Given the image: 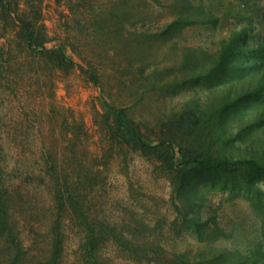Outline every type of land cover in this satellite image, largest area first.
Masks as SVG:
<instances>
[{
  "label": "trees",
  "instance_id": "16d2710c",
  "mask_svg": "<svg viewBox=\"0 0 264 264\" xmlns=\"http://www.w3.org/2000/svg\"><path fill=\"white\" fill-rule=\"evenodd\" d=\"M54 1L72 14L84 5L95 13L103 6L96 1L89 5L85 0ZM138 1L116 0L111 15L116 22L115 36L133 40L134 46L129 51L144 61L151 57L144 42L152 32L136 28V12L141 7ZM150 1L167 2L172 11L156 35L165 37L196 25L213 28L218 23L227 26L226 34L217 40L212 51L182 47L176 66H154L144 75L148 66L140 63L139 77L136 84L132 83L139 98L155 92L170 97L179 90L188 92L177 106L171 104L160 110L153 121L135 118L131 107L114 102L100 91L97 129L102 136L98 146L101 154L94 155V160L75 155L78 141L87 136V131L83 121L69 109L66 111L70 119L63 117L60 121L63 143L59 158L57 154L53 157L50 152H43L38 174L30 165L19 173L20 178L8 173L0 144V258L3 264H61L65 219L78 232V264H111L110 249L132 264H264V11L261 0H207V4L192 0ZM41 5L42 0H24L23 4L0 0V39L12 35L39 72L67 76L76 70L100 90L98 71L76 62L65 40L48 35ZM100 22L103 26L105 20ZM11 52L5 42L0 44V81L8 72ZM126 66L125 62L120 69ZM164 70H168L167 76ZM130 153L151 162L154 173L167 179L170 205L175 223L179 222V231H185L203 245L190 251L180 249L167 244L159 221L152 226L139 221L134 226H118L95 212L96 199L105 193L104 169L116 157L125 167ZM17 181L26 187L33 186V190H43L42 197L49 203L43 211L42 204L29 207L39 211V216L46 221V230L42 233L31 228L32 235L46 243L42 253L32 256L34 246L28 242L24 245L17 232L15 206L19 203L18 208L24 207L25 198L20 190L12 189ZM218 196L220 201L213 207L210 203ZM235 200L245 201L259 220L256 233L248 242H243L245 246H240L243 233L230 230L233 222L226 231L217 219L223 202ZM221 240H230L233 245L216 243Z\"/></svg>",
  "mask_w": 264,
  "mask_h": 264
},
{
  "label": "rangeland",
  "instance_id": "374dc122",
  "mask_svg": "<svg viewBox=\"0 0 264 264\" xmlns=\"http://www.w3.org/2000/svg\"><path fill=\"white\" fill-rule=\"evenodd\" d=\"M14 1L20 4L24 2ZM95 1L103 5L97 13L84 5L77 13L72 14L66 7L58 6L54 0H42L41 16L50 37L65 40L76 62L84 67L92 66L98 71L100 90L76 70L67 76L59 72L50 76L39 72L37 65H33L31 58L21 52L14 38L10 37L12 35L7 34L0 39V44L5 42L12 50L8 72L0 81V144L6 156L5 168L14 176L16 174L20 178L19 173L24 172L26 165L35 167L34 173L38 174L43 152H50L53 157L57 154L59 158L58 153L63 143L59 131L60 121L63 117L69 120L71 116L66 109L83 121L87 131V136L78 141L75 155L81 159L86 155L90 160L98 155V146L102 142L97 129L100 120L97 98L100 91L114 102L131 107L132 114L138 119L153 121L160 110L171 104L177 106L188 95L187 91L179 90L171 97L159 92L141 98L135 94L132 83L136 84L139 77L137 70L142 65L140 63H144V67L148 66L144 75L154 66H176L182 47H199L212 51L216 48L217 40L226 34L227 26L218 23L213 28L196 25L185 27L169 36L156 35L159 26L169 20L172 11L166 6L167 2L156 4L150 0H139L141 7L136 12V28L152 32L144 42L151 57L143 61L135 56L134 51H129L134 46L133 40L115 36L116 22L111 11L116 0H85V4ZM192 1L207 4V0ZM261 5L264 11V0H261ZM95 18H98L97 24ZM100 20H105L103 26V21ZM125 62L127 66L120 69V65ZM164 72L167 76L168 70ZM103 174L106 178L105 193L96 199L94 209L99 216L118 226H134L137 221L152 226L159 221L166 233L167 244L189 251L203 245L198 244L185 231H179V222L175 223L170 205V185L166 178L154 173L151 162L138 154L130 153L125 167L121 159L116 157L109 161ZM12 189L20 190L25 196L24 204L22 203L24 207L18 208V201L15 206L17 232L24 245L28 242L34 246L30 256L42 253L46 243L42 239H36L31 230L38 229L37 232L42 233L46 230V221L39 216V211H32L29 207L34 203L44 205L41 211L49 207L48 200L42 197L44 191L36 188L33 190V186L26 187L22 183L18 184V181ZM219 201V196L214 197L210 204L216 207ZM217 213L218 223L222 228L228 231L229 223L233 222L230 228L232 233L233 230L235 233H243L244 240L240 246H245L243 242H248L256 233L258 217L245 201L223 202ZM63 233L61 264H78L76 249L79 237L69 219L63 222ZM216 243L227 247L233 245L230 240ZM109 252L111 264H132L116 256L112 249ZM0 264H3L1 258Z\"/></svg>",
  "mask_w": 264,
  "mask_h": 264
}]
</instances>
